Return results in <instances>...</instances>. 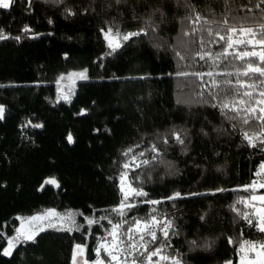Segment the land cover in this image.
Listing matches in <instances>:
<instances>
[{
    "label": "trees",
    "instance_id": "obj_1",
    "mask_svg": "<svg viewBox=\"0 0 264 264\" xmlns=\"http://www.w3.org/2000/svg\"><path fill=\"white\" fill-rule=\"evenodd\" d=\"M258 2L14 0L11 8L0 9V31L9 37L0 42V264H72L76 244L87 245L91 262L97 259L99 243L111 241L113 224H122L124 237L134 221L153 215L174 226L168 239L161 233L149 251L163 247V255L183 264H238L241 245L264 241L255 221L249 225L244 218H252L249 197L264 193L259 188L244 190L253 181L264 182L255 175L264 163V145L257 141L254 148L243 138L244 131L258 133L260 121L245 125L244 113L230 119L236 114L225 116L213 107L223 101L224 92L210 87L211 78L205 76L209 87L201 89L197 78L177 75L232 72L215 79H230L233 85L238 78L249 81L237 77L244 62L231 56L218 60V67L210 60L193 59L200 48L190 44L192 38L183 31L190 30L185 17L192 14L191 7L215 20L231 9L229 23L239 16L247 17L241 22L255 25L259 9H244ZM149 22L156 27L146 36L133 37L116 51L109 49L103 35L109 27L124 34ZM208 26L217 28L203 25ZM26 27L30 31L25 32ZM221 49L222 44L208 43L204 50L215 56ZM177 51L187 58L179 61ZM83 71L88 80L78 83L74 99L58 102L61 77ZM173 133H180L184 143ZM153 145L158 152L151 151ZM132 156L139 158L132 161ZM143 160L150 163L144 165ZM128 162L131 167L125 169ZM124 172L132 187L148 195L130 198L128 203L136 207L121 216L114 209L124 201ZM50 177L59 187L47 185L40 191ZM176 193L180 198L167 199ZM51 208L73 211L80 230H46L34 242L20 241L11 257L3 255L21 219ZM85 218L97 222L89 226Z\"/></svg>",
    "mask_w": 264,
    "mask_h": 264
},
{
    "label": "snow or ice",
    "instance_id": "obj_2",
    "mask_svg": "<svg viewBox=\"0 0 264 264\" xmlns=\"http://www.w3.org/2000/svg\"><path fill=\"white\" fill-rule=\"evenodd\" d=\"M120 0H117L119 3ZM14 0H0V9H9L12 7ZM253 8L259 9L261 15L259 22L255 25H249L247 23L241 22L247 19V17L232 16L231 19L233 23H229V16L231 14V9L229 12L224 14L223 19L215 20L206 18L200 12H197L194 7H191V15L186 16L185 19L190 22V30L183 31V36L192 38L189 40L190 44H196L199 46L200 50L195 52L193 59L196 57L200 61H211L213 66L218 67V60H226L231 56L234 60H239L244 62L243 70H237V77H248L249 81L237 79L236 84L233 85L232 80L226 79L223 82H218L216 76H232V72H179L177 75L188 77L192 76L200 81L199 87L201 89L209 87L207 81H205V76L211 78V88L219 89L224 92V99L218 104H213V107H219L222 113L227 116L229 112L235 113V116L229 117L230 119L240 118L241 113H244L242 122L245 125H249L251 121H260V131L258 133L249 134L248 131L243 132V138L248 142L251 147H257V141L261 145H264V0H259L258 3L254 4L252 7L245 6L246 11L252 12ZM217 25L216 29L211 26L203 27V25ZM156 25L152 22L146 24L145 28H141L138 31L127 32L121 34L118 30L113 32V29L109 27L105 32V39L108 40V46L112 51H116L118 48L122 47V41L126 42L131 40L133 37H139L141 35H147L148 29L154 30ZM25 32L30 31L29 28L24 29ZM102 31H104L102 29ZM207 33L209 38L215 37V39L205 40L203 33ZM197 33H200L198 36ZM223 33V34H222ZM9 37L4 35L0 31V40H6ZM19 40L20 37H15ZM208 43L222 44V49L220 52L216 53L215 56L211 51H206L205 46ZM176 56L179 61H184L187 57L182 55L177 51ZM77 75V74H72ZM81 79H86L85 73L78 74ZM63 79V77H61ZM257 80L259 82H257ZM203 95V91L199 93ZM218 95V93H217ZM67 99V97H65ZM4 118V108L0 106V120ZM35 127H42V125H35ZM175 140L183 144L184 140L181 138L180 133H173ZM68 141L73 142L71 135L68 136ZM167 143V139L164 140ZM133 150L130 148L124 153L127 156ZM151 151L158 152L159 150L155 145L152 146ZM143 156L144 153L139 154ZM139 157L132 156V161L137 160ZM155 159V157H153ZM142 164L147 165L150 163L149 160L141 161ZM139 166V165H137ZM125 169L131 167V162L125 163L123 165ZM257 177L264 179V163L260 165V171L255 173ZM121 191L124 193V201L119 205L118 208L114 209L121 216L125 214V209H131L136 207L135 204L128 203L132 197H146L148 194L142 189H137L132 187L131 183L127 184V191H125V182L127 180V173H121ZM46 183L56 185L59 187L55 179H50ZM259 189H264V182L257 185L256 181L245 186L244 190L256 191ZM217 191H224V189H218ZM181 194L176 193L173 196L168 197L169 200H174L180 198ZM254 201H259V206H257ZM147 203L157 205L160 204L159 200H149ZM248 206L254 209L253 215L255 216V223L253 219L245 215V219L248 220L249 225H253L260 233H264V194L252 195L249 197ZM89 226L95 224L97 221L91 218H85ZM101 219H104L103 217ZM54 220L63 222L67 224L64 227L57 228V224ZM32 221L41 222L38 227H29L24 229L23 223L21 228L17 229L16 236L11 237L7 241V247L3 249V255L10 256L16 247L18 241L27 242L35 241L37 235L40 232L46 231L44 226L45 221H47L48 228H56L59 231H79L82 226H77L74 218V214L71 212L60 214L57 213L55 209H49L42 214H37L35 216L29 217L28 223L31 225ZM111 223V221H109ZM173 222L167 219H157L156 216H151L149 220H136L132 227L128 228L124 237H121L119 230L122 228V224L116 223L112 225L109 235L112 237L111 241L104 240L99 243L95 249V254L97 259L89 261L86 258L87 245L86 244H76L72 264H77L78 258L83 259V264H160L161 261H171V264H182L181 259L173 256L163 255V247H156L149 251V244L154 243L158 240L156 229L159 228L163 233L165 240L169 237V230L173 228ZM146 237H150V241L146 240ZM22 238V240H21ZM195 244V242H193ZM253 251L256 252V256L253 259L245 261L241 258V264H264V241L261 242H251L246 241ZM123 245V246H122ZM245 245H241V251L244 250ZM102 252L106 253V257L102 256ZM138 254V255H137ZM145 260L141 261L138 257L145 256ZM154 257H159L158 260H154ZM226 264H231V261L226 262Z\"/></svg>",
    "mask_w": 264,
    "mask_h": 264
},
{
    "label": "rangeland",
    "instance_id": "obj_3",
    "mask_svg": "<svg viewBox=\"0 0 264 264\" xmlns=\"http://www.w3.org/2000/svg\"><path fill=\"white\" fill-rule=\"evenodd\" d=\"M106 31H107V30H106ZM106 31L103 32L104 38H105V32H106ZM105 40H106V39H105ZM1 41H2V40H0V42H1ZM106 42H107V44H108V40H106ZM126 42H127V41H126ZM126 42L122 41V44L124 45ZM108 47H109V46H108ZM109 49H110V48H109ZM110 50L112 51V49H110ZM79 73H85V75H86L87 78H86V79H81L80 76L78 75ZM72 74H77V75H72ZM87 80H88V74H87V72H85V71H83V72H72V73H70V74H68V75H66V76H63V79H60V81H59L58 84H57V101H58V102H63V103H70V102L74 99V97H75L76 89H77V85H78V83H79V82H83V81H87ZM65 97H67V99H65ZM50 179H55V180L57 181V179L54 178V177L47 178V179L43 182V184L39 187V190H40V191H42L47 185L52 186V187H56V188H57L56 185L46 183V181H48V180H50ZM57 183H58V181H57ZM127 184H128V182H127V180H126V182H125V191H127ZM58 185H59V183H58ZM51 209H53V208H51ZM47 210H49V209H46L44 212H46ZM55 210H56V209H55ZM44 212H42V213H44ZM56 212H57V213H60V214L68 213V212H60V211H58V210H56ZM69 212L73 213L74 216L76 215L73 211H69ZM42 213H40V214H42ZM36 215H37V214H36ZM33 216H35V215H33ZM30 217H32V216H30ZM28 218H29V217H27V218H23V219L20 220L19 228H21V226H22V222H25V223H23V227H24V229H28L29 227H33V228L38 227L39 224L41 223V222H39V221H32V222H31V225H29L28 223H26V221H28ZM53 222L57 224V228L61 227V225L63 224V222L58 221V220H54ZM43 223H44V226H45L46 230H57L56 228H48V227H47V221H45V222H43ZM63 226H64V227H67L68 225H67V224H63ZM19 228H18V229H19ZM16 234H17V233H16ZM16 234H15V236H16ZM13 237H14V236H13ZM21 240H22V238H21ZM19 242H20V241H18V242L16 243V246H17V244H18ZM15 248H16V247H15ZM15 248H14V250H15ZM14 250H13V252H14ZM13 252H12V254H13ZM12 254H11L10 256H7V257H11ZM255 256H256V252L253 251L251 248L244 249L243 251H241V254L239 255V261H238V264H241V258H242V257L245 259V261H247V260L253 259ZM77 264H83V259L78 258V260H77Z\"/></svg>",
    "mask_w": 264,
    "mask_h": 264
},
{
    "label": "built area",
    "instance_id": "obj_4",
    "mask_svg": "<svg viewBox=\"0 0 264 264\" xmlns=\"http://www.w3.org/2000/svg\"><path fill=\"white\" fill-rule=\"evenodd\" d=\"M156 231H157V236H158V238H159L162 232L160 231L159 228H157ZM146 240H150V237H146ZM122 246H123V245H122ZM137 255H138V254H137ZM146 255H147V254H145V256H139L138 258H139L141 261H143V260H145ZM130 259H131V258H129V264H130ZM160 264H171V261H170V262H163V261H161ZM182 264H183V263H182Z\"/></svg>",
    "mask_w": 264,
    "mask_h": 264
},
{
    "label": "crops",
    "instance_id": "obj_5",
    "mask_svg": "<svg viewBox=\"0 0 264 264\" xmlns=\"http://www.w3.org/2000/svg\"><path fill=\"white\" fill-rule=\"evenodd\" d=\"M261 194H264V193H258V194H255V195H261ZM253 203H255L257 206H259V201H254ZM250 209H251L250 213H251L252 219L255 221V216L253 215V213H254V209L251 208V207H250ZM248 248H250L248 245H246V246L244 247V249H248ZM240 254H241V253H240ZM231 264H233V262H231Z\"/></svg>",
    "mask_w": 264,
    "mask_h": 264
}]
</instances>
